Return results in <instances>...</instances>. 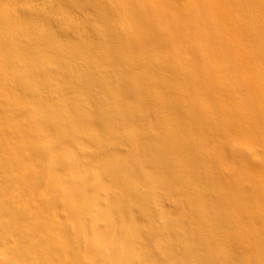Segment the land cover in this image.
<instances>
[{
	"label": "bare ground",
	"instance_id": "1",
	"mask_svg": "<svg viewBox=\"0 0 264 264\" xmlns=\"http://www.w3.org/2000/svg\"><path fill=\"white\" fill-rule=\"evenodd\" d=\"M255 183L264 0H0V264H264Z\"/></svg>",
	"mask_w": 264,
	"mask_h": 264
},
{
	"label": "rangeland",
	"instance_id": "2",
	"mask_svg": "<svg viewBox=\"0 0 264 264\" xmlns=\"http://www.w3.org/2000/svg\"><path fill=\"white\" fill-rule=\"evenodd\" d=\"M210 4V3H209ZM208 4V5H209ZM209 59H212L211 57L209 58ZM254 118H255V116H254ZM261 122V121H260ZM218 147H219V145H217ZM217 147V148H218ZM225 148H227L226 149V154H227V156L228 157H230L229 155H231V153H230V151H228L229 150V148L226 146ZM219 151V150H218ZM226 156V157H227ZM222 160H221V162L222 161H224V162H226L225 160H223L224 158H221ZM227 159V158H226ZM245 159V158H244ZM246 160V159H245ZM223 162V163H224ZM225 164V163H224ZM236 166L238 167L239 166V163H237L236 164ZM254 187V186H253ZM254 189H255V191H254V200H255V202H256V204L257 205H264V195H263V189L261 188V186L259 185V184H256L255 183V187H254Z\"/></svg>",
	"mask_w": 264,
	"mask_h": 264
}]
</instances>
